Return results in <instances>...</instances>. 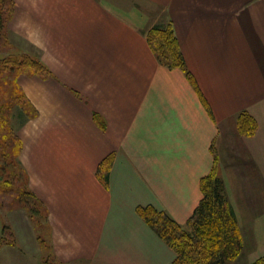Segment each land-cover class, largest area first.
Instances as JSON below:
<instances>
[{"label":"crops","instance_id":"0c3cea01","mask_svg":"<svg viewBox=\"0 0 264 264\" xmlns=\"http://www.w3.org/2000/svg\"><path fill=\"white\" fill-rule=\"evenodd\" d=\"M9 5L6 34L45 71L24 70L34 115L18 134L43 226L11 211L0 264H43V244L59 264H172L139 210L184 226L212 169L243 243L264 249V0ZM168 24L183 68L148 44Z\"/></svg>","mask_w":264,"mask_h":264},{"label":"rangeland","instance_id":"374dc122","mask_svg":"<svg viewBox=\"0 0 264 264\" xmlns=\"http://www.w3.org/2000/svg\"><path fill=\"white\" fill-rule=\"evenodd\" d=\"M11 9L9 0H0V245L13 242L7 226L11 211L25 213L32 218L36 226L39 225L40 232L43 226L40 203L30 192L28 177L20 161L22 142L18 136L24 123L34 115L21 91L20 80L26 76L24 70L28 66L41 67L42 63L32 43L29 52L26 45L10 41L5 23L13 13ZM158 38L152 37L151 43L154 44ZM154 220L160 224L158 217L155 216ZM181 227L183 230L187 228L185 225ZM42 237L40 235V239ZM244 242L242 240L239 256L228 264H250L264 256V249L256 248L252 239ZM42 246L45 251L43 263L58 264L47 245Z\"/></svg>","mask_w":264,"mask_h":264},{"label":"trees","instance_id":"16d2710c","mask_svg":"<svg viewBox=\"0 0 264 264\" xmlns=\"http://www.w3.org/2000/svg\"><path fill=\"white\" fill-rule=\"evenodd\" d=\"M156 36L158 41L152 44L151 38ZM147 40L162 65L184 67L177 39L169 24L166 28H152ZM42 67L30 68L45 72ZM243 119L248 118H241L240 122ZM249 122L252 124L251 120ZM200 189L202 199L185 224V230L162 212L152 208L139 210L140 216L173 249L175 259L172 264H228L240 254L242 238L236 217L215 169L201 179ZM153 215L160 219L159 225L155 223V216L150 219ZM250 264H264V256Z\"/></svg>","mask_w":264,"mask_h":264}]
</instances>
